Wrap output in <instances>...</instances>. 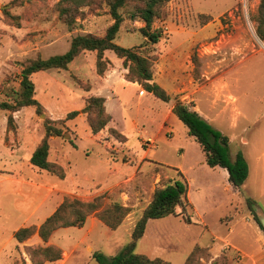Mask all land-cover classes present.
<instances>
[{"label": "rangeland", "instance_id": "374dc122", "mask_svg": "<svg viewBox=\"0 0 264 264\" xmlns=\"http://www.w3.org/2000/svg\"><path fill=\"white\" fill-rule=\"evenodd\" d=\"M260 2L167 0L152 26L162 33L154 45L141 31L145 22L131 19L142 2H129L122 10L124 22L115 43L153 61L154 81L171 95L169 103L141 92L138 82L127 84L125 59L111 50L104 53L108 63L104 75L97 72V52L83 51L67 69L53 68L31 76L41 109H0V184L10 187L0 189V224H5L0 227L7 230L0 235V244L6 242L0 249V264H34L33 249L48 247L59 248L62 258L42 264H98L93 258L97 251L112 258L132 240L133 229L156 189L180 178L177 167L189 181L193 204L188 198L175 215L150 220L136 252L171 264H185L198 248L204 251L197 257L200 264H213L223 257L225 264H241L244 255L230 245L248 253L263 246L264 255V244L254 236L256 229L261 230L254 219L256 204L251 209L245 190L233 191L228 180L210 169L201 144L172 112L176 99L194 107L215 129L233 139L231 158L237 150H244L254 170L255 155L264 152V42L257 35L255 21ZM65 6L63 0H0V102L17 103L22 71L30 61L68 52L77 36L104 37L114 23L106 0H88L85 6L71 7L67 16H61ZM111 70L112 78L102 82ZM111 87L119 96L108 102L114 120L95 140L83 110L90 97H102ZM227 100L231 105L221 113V104ZM76 109L82 114L69 120L68 114ZM47 126L62 130L61 136L50 137L48 160L64 169L63 179L32 168L27 159L44 139ZM53 137L56 141L51 142ZM244 140L248 145L244 146ZM51 178L68 188L55 193L53 199L93 202L103 196L104 206L119 202L131 212L117 230L90 215L88 235L85 230L55 237L56 230L48 241L36 233L19 242L15 233L20 228H39L49 218L26 220L23 203H31L35 186L47 185ZM251 181L248 190L262 196L259 180L253 176ZM188 217L191 223L186 222ZM87 221L81 228H68L85 229Z\"/></svg>", "mask_w": 264, "mask_h": 264}, {"label": "trees", "instance_id": "16d2710c", "mask_svg": "<svg viewBox=\"0 0 264 264\" xmlns=\"http://www.w3.org/2000/svg\"><path fill=\"white\" fill-rule=\"evenodd\" d=\"M131 0H106L110 8V13L114 23L109 27L104 37L93 35L77 36L72 41L68 52L50 57L48 59H36L30 61L22 71V92L16 104L0 102V109L18 111L23 107L36 106L41 109V104L35 98V84L31 76L39 71L59 68L67 69L69 64L83 51L97 52V72L104 75L108 63L104 59V53L107 50L114 51L120 58H124V67L128 69L126 79L130 82H138L143 89L152 94L155 98L169 103L171 95L153 78V61L150 58L141 56L134 49L125 48L115 43L117 34L124 22L122 10L125 9ZM136 1V0H133ZM142 5L131 13V19L140 18L145 22V27L141 29L151 45L157 44L162 38V33L152 30L155 19L158 17L160 9L167 0H138ZM67 6L62 7L61 16H67L71 7H82L88 3V0H63ZM67 18V17H66ZM205 21L209 17H204ZM256 21V32L259 38L264 42V0H261ZM72 24V21L71 23ZM104 97H90L83 112L88 116L89 126L93 134L103 131L112 116L107 112ZM172 112L187 126L189 135L194 137L201 144L206 154L207 164L214 167H221L228 171L229 181L233 191H240L243 184L249 176V164L242 151L238 152L233 160L230 155V139L219 130L215 129L194 107H190L180 99H176ZM79 114L78 111H72L68 114L71 119ZM13 122V117H9V124ZM114 133L117 131L114 130ZM121 138H125L122 134ZM62 130L52 126H47L46 135L42 142L33 152L30 162L32 165L56 174L60 178H65L64 169L56 163L48 160L50 151V137L61 136ZM188 181L180 173V178L174 182L157 188L151 203L145 208L141 218L137 221L133 232L132 240L120 252L112 258H107L102 252H95L93 258L98 264H171L163 258H151L145 254L136 252L139 241L145 236L147 225L150 220L162 219L176 214L178 207L187 202ZM103 196H97L93 202H83L77 199L66 198L58 209L50 216L39 228L35 226L20 228L15 233V238L19 242H24L34 234L48 241L52 234L60 228L77 227L81 228L86 223L90 215H95L105 225L112 230H117L122 226L131 209L119 202L109 205H103ZM251 209L253 202L248 199ZM254 219L258 222L263 234L264 226L258 217L254 214ZM191 223V219H186ZM204 253L202 248L196 249L188 258L185 264H200L198 256ZM34 264H42L46 261H57L62 258V251L57 247L34 248L32 251ZM213 264H225L224 257L221 260H215Z\"/></svg>", "mask_w": 264, "mask_h": 264}, {"label": "crops", "instance_id": "0c3cea01", "mask_svg": "<svg viewBox=\"0 0 264 264\" xmlns=\"http://www.w3.org/2000/svg\"><path fill=\"white\" fill-rule=\"evenodd\" d=\"M113 71H118V73L120 74V76L124 80H126L124 78V75L122 74L123 72L121 73V72H119V70H116V69L113 70ZM113 71L111 70V71L107 72L106 75L101 79L102 82H109V80L114 75V72ZM126 83L127 84H137V83H133V82H130V81H127ZM226 85H227V89H228V87H229L228 82H226ZM140 90H141V92L145 91L144 89H142L141 86H140ZM226 92H227V90H226ZM101 96L106 99L105 106L107 108V112L112 116V121H113L114 120V117H113L112 113L108 109V102L114 101L115 99L118 100V97L119 96H118V94L116 92H114L113 87L110 88V92H108L106 95L104 94V95H101ZM224 98L226 99V95H225ZM230 105H231V103L228 100L226 101L225 104L224 103L221 104L220 112L221 113H224V111ZM74 111H78L80 113L77 116H75V117H73L71 119H75L79 115L82 114L81 110H79V109H76ZM112 121H111V123H112ZM83 128L85 129V131H87V127H86L85 124H83ZM99 135L100 134H97V135L94 134V135H90V136L92 137V139L97 140V138L99 137ZM229 139H230V143H232V140L233 139L230 138V137H229ZM54 141H56V138L55 137L52 138V141L51 142H54ZM243 144H244V146L248 145V143H247L246 140H244V143ZM240 151L243 152V154H244V156H245V158H246V160H247V162L249 164V176H248L247 180L245 181V183L243 184L241 190L240 191H237V193H240L242 190H245V194L247 195V199H250L252 202H254L256 204V210H257L258 217L259 218H260V216L264 217V194L262 196L256 197L253 194H251V192L248 190L249 188H252V185H249V182H252L251 180L253 179V176L256 178V180H259L260 185L263 187V190H264V152L261 155H259V156H256L255 155L254 162H253V167H254V170H253L252 165L250 164V161L248 159L247 153L244 150H237L236 153H235V158H236L237 153L240 152ZM13 153H14V156H15L16 155V152H13ZM230 155H231V153H230ZM31 156H32V153L27 158L28 159V162H29V165L32 168H35L37 170H40V168H38V167H36V166H34V165L31 164V162H30ZM61 164L65 166L64 163H61ZM177 168H178V173L179 174L181 173L185 177L182 169L179 168V167H177ZM210 169L213 172H218L219 174H221L226 179V181L228 180V182H229L228 183V187L232 188L231 183L229 181V174H228V171L226 169L221 168V167H214V168L210 167ZM177 179H179V178H177ZM177 179H175V180H177ZM185 179L187 180L186 177H185ZM47 183H48L47 185H44L43 184V185H40V186H35L36 191H34V189H33V192H34V195H35L34 196V200L31 203H29V202L23 203V206L24 207L27 206V207H25L26 209H23V211L26 213V216H25V219L26 220H32L33 218H36V219H45L46 220L47 217H50L51 213L53 214L57 210V208L60 206V204L64 201V198H62V199H53V197H52V196H54L55 193L57 195L59 192H64V191L67 192V189L68 188H66V186L62 183V181H57L56 179H52L51 178L49 180V182H47ZM1 186L7 187L6 185H1L0 184V189H1ZM83 186L86 189L88 187L86 185H83ZM188 186H189V181H188ZM7 188H10V187L8 186ZM71 188L73 189V187H71ZM9 190H12V189H9ZM232 190H233V188H232ZM188 198L191 200L189 189H188V197H187V200H188ZM191 202H192V200H191ZM192 204H193V202H192ZM0 205H3L1 203V201H0ZM3 214L5 215V218L6 217L9 218V215H6L5 210H3ZM89 222H90V219H89V221H87V225L85 226V229L84 228H82V229H77L76 228V230H73L72 228H61V229L57 230L54 233L55 234L54 236L57 237L59 235H61V236L62 235H65V237H68V235H71V234H76V235L83 234L84 231L86 230V227L88 226V223ZM94 222L95 221L92 220V223H94ZM251 222L252 221H250V224H251L250 226H252L251 228H253V229L255 228L256 229L257 227H256L255 223H253V222L251 223ZM4 225L5 224H3V223L0 224V226H4ZM2 231L6 233L7 230H4L3 228L0 227V235H2L1 234ZM90 231L91 230L89 229L88 231L86 230L85 232L88 235ZM255 232H256V235L253 233L254 236H255V241L256 242H259V243H261L263 245L264 244V234H263V232L260 229H256ZM248 234H250V232L246 230L245 231V235L248 236ZM230 246L235 247L237 250H239L241 252V254L244 255V260H243V262L241 264H248V263L249 264H264V255L261 254V250L263 249V246H262V248H259L258 251H256V253L255 252L254 253H248L245 250H242L241 248H239L238 246H235V245L234 246L233 245H230ZM5 247H6V242L3 240L1 242V244H0V249L3 250ZM214 257H216V256H214ZM9 261L11 262V260H9Z\"/></svg>", "mask_w": 264, "mask_h": 264}, {"label": "water", "instance_id": "95a60500", "mask_svg": "<svg viewBox=\"0 0 264 264\" xmlns=\"http://www.w3.org/2000/svg\"><path fill=\"white\" fill-rule=\"evenodd\" d=\"M260 220H261V222H262V224L264 226V217L260 216Z\"/></svg>", "mask_w": 264, "mask_h": 264}]
</instances>
